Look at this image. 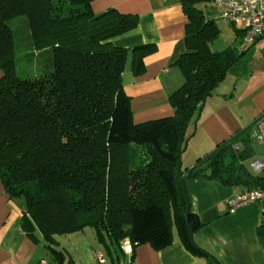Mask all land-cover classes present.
<instances>
[{
    "label": "trees",
    "instance_id": "1",
    "mask_svg": "<svg viewBox=\"0 0 264 264\" xmlns=\"http://www.w3.org/2000/svg\"><path fill=\"white\" fill-rule=\"evenodd\" d=\"M91 3L0 0V180L19 202L22 229L63 264L67 252L56 248L57 237L90 227L102 253L116 264L126 258V239L133 251L144 243L161 249L174 241L175 228L191 253L213 264L190 236L179 167L190 125L244 50L211 49L220 29L200 5L215 6L214 0H181L187 50L175 61L184 82L169 95L174 114L135 123L123 73L129 59L133 74L143 73L156 45H116L115 38L139 26L138 15L115 8L96 14ZM18 29L29 40L23 57ZM22 58L32 67L43 63V72L53 76L57 123L19 71ZM249 129L186 168L189 178L264 188V172L247 165L253 156ZM189 222L193 233L201 226L192 210Z\"/></svg>",
    "mask_w": 264,
    "mask_h": 264
},
{
    "label": "crops",
    "instance_id": "2",
    "mask_svg": "<svg viewBox=\"0 0 264 264\" xmlns=\"http://www.w3.org/2000/svg\"><path fill=\"white\" fill-rule=\"evenodd\" d=\"M91 4L96 14L115 8L122 13L138 15L139 26L115 38L116 45L125 48L146 43L156 45V51L144 60L143 73L133 74L131 59L123 73L124 89L131 97L134 122L173 115L169 95L184 82L175 61L187 50L188 18L181 0H92ZM241 40V36L235 40V46H239ZM249 49V53L254 51L251 60L239 61L229 69L226 74H230L229 81L224 79L214 89L190 125V135L182 155L185 161L182 171L194 167L203 151L207 153L241 129L250 127L264 114V41L248 46L244 55ZM194 138L197 145L191 147ZM186 189L191 210L201 223L194 233L201 249L213 255L219 264H264L262 206L250 203L230 212L227 204L232 196L243 191L242 186H225L215 180L188 177ZM21 217L19 202L10 198L0 180V264H56L47 261L40 244L26 235ZM85 230L67 239L69 244L72 240L75 242L71 250L63 247L67 252L63 264H97L96 251L92 246L93 233L87 236ZM133 254V264H209L205 256L191 253L177 236L170 245L161 249H155L150 243L140 244Z\"/></svg>",
    "mask_w": 264,
    "mask_h": 264
},
{
    "label": "built area",
    "instance_id": "3",
    "mask_svg": "<svg viewBox=\"0 0 264 264\" xmlns=\"http://www.w3.org/2000/svg\"><path fill=\"white\" fill-rule=\"evenodd\" d=\"M216 7L213 18L233 24L243 32L239 49L245 50L257 42L264 41V0H214ZM253 156L249 161L252 172H264V114L249 129ZM236 148L238 145L235 146ZM250 203H259L264 210V188L245 189L228 201L230 212H235ZM124 260L116 264H133V249L128 239L123 243ZM97 262L105 264L107 259L102 251H96Z\"/></svg>",
    "mask_w": 264,
    "mask_h": 264
},
{
    "label": "rangeland",
    "instance_id": "4",
    "mask_svg": "<svg viewBox=\"0 0 264 264\" xmlns=\"http://www.w3.org/2000/svg\"><path fill=\"white\" fill-rule=\"evenodd\" d=\"M200 7L203 9L204 14L206 15V18H212L213 17L215 10H216L215 6H211V5L204 6L203 4H201ZM14 25H15V23H13V26ZM217 25L220 29V34H219L218 38L213 43H211V45H210L211 49L212 50H220V49L226 48L229 45L235 46V40H237V41L239 40V35H237L234 32L235 31L234 26L229 22L221 21V20H217ZM17 43L20 46V53L22 54V57H23L28 51L27 46H28L29 40L27 39V34H25V32H23L21 29H18ZM249 51H250V49L246 52L245 55H243L239 59L240 62H245L247 60H251L254 51L252 50L250 53H249ZM44 66L45 65H43V63H41V64L38 63V64H34V66L32 67L31 64L28 63L27 60H25V58H22L19 71L23 72V75L26 78V80H28L29 82H31L33 84L34 88L38 91L40 96L45 101V104H46V107H47V110H48L50 117L57 123L59 120V115H58V106L55 103L56 91L53 87V76L43 72ZM31 69L33 70V72ZM32 73H33V76H32ZM229 75L230 74H228V76L226 75L227 77L224 78L225 81L226 80L229 81V79H230ZM29 76H32V77L29 79ZM183 80H184V76H183ZM196 143H197L196 139L194 138L191 141V147H193L194 144L197 145ZM191 147L189 148L190 150H191ZM197 148H199V150H203V148L201 146H198ZM215 148H216V146L214 148H212L210 151H208L207 153H204V151H203V153H201L202 155H200L201 158L206 156L208 153H210ZM182 163L185 166V161L183 160V157H182ZM247 165L249 166V162H247ZM85 233L87 236H90L89 234L93 233L92 234L93 249L94 250L98 249L100 251L101 250L103 251V249L98 245L94 230L92 228L88 227L85 230ZM173 233L175 236H177V232H176L175 228L173 229ZM73 237H75V236H73ZM57 238L60 242L58 247H56L58 250H64V248H63L64 246H67V248L70 250L72 249L75 240H72L70 242V244H69V242L67 243V239H70V238L72 239V235H69V236L68 235L67 236L66 235H60ZM39 247L42 250L43 257L47 261H50V262L52 261L53 263H55V260L53 258L54 257L53 253L51 251L47 250L43 243H40ZM104 249H106V248H104ZM105 253H107V252L105 251ZM105 253H104V255L106 257L107 254H105ZM107 260H108V258H107ZM108 264H111L110 261L108 262Z\"/></svg>",
    "mask_w": 264,
    "mask_h": 264
},
{
    "label": "water",
    "instance_id": "5",
    "mask_svg": "<svg viewBox=\"0 0 264 264\" xmlns=\"http://www.w3.org/2000/svg\"><path fill=\"white\" fill-rule=\"evenodd\" d=\"M263 115H261L260 117H258L254 123L256 121H258ZM249 127H246L244 129H241L239 132H237L236 134H239L243 131H245L246 129H248ZM231 140V138L227 139L226 141H224L223 143H221L220 145H218L214 150H212L210 153H208L206 156H204L200 161H197L195 165L203 162L206 158H208L209 156H211L213 153H215L217 150H219L223 145H225L226 143H228L229 141ZM181 166H182V163L180 164V171L182 173V186L184 188V191H185V195H186V198H187V211H186V217H187V221H188V226H189V232H190V236L193 240V242L195 244L196 241L194 239V233L190 227V222H189V216H190V212H191V204H190V199H189V195H188V192H187V189H186V180L188 179V172L187 171H182L181 169ZM207 253V255L209 256V258H211L213 260V264H219L218 260L213 256L211 255L210 253H208L207 251H205Z\"/></svg>",
    "mask_w": 264,
    "mask_h": 264
}]
</instances>
